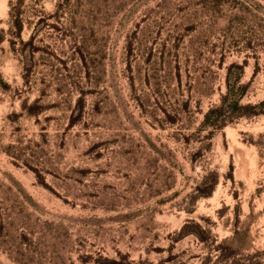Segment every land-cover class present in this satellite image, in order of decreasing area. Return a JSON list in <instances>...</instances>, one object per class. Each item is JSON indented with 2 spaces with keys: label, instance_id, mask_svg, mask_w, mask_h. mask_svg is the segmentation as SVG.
Listing matches in <instances>:
<instances>
[{
  "label": "rangeland",
  "instance_id": "rangeland-1",
  "mask_svg": "<svg viewBox=\"0 0 264 264\" xmlns=\"http://www.w3.org/2000/svg\"><path fill=\"white\" fill-rule=\"evenodd\" d=\"M0 264H264V0H0Z\"/></svg>",
  "mask_w": 264,
  "mask_h": 264
},
{
  "label": "trees",
  "instance_id": "trees-1",
  "mask_svg": "<svg viewBox=\"0 0 264 264\" xmlns=\"http://www.w3.org/2000/svg\"><path fill=\"white\" fill-rule=\"evenodd\" d=\"M227 80L229 81V75L227 76ZM229 87V89H228V94H226V95H223V97H222V100L223 99H226V97H229V95H231V92H232V87H231V85L230 86H228ZM234 105H236V101H234ZM206 118L208 119V121H214L215 119V117H213V116H211V114H209V112H208V114L206 115Z\"/></svg>",
  "mask_w": 264,
  "mask_h": 264
}]
</instances>
